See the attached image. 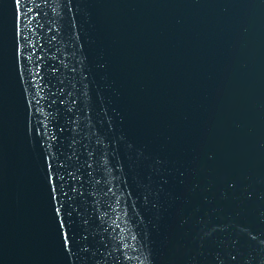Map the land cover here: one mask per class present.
<instances>
[{"label": "water", "instance_id": "water-1", "mask_svg": "<svg viewBox=\"0 0 264 264\" xmlns=\"http://www.w3.org/2000/svg\"><path fill=\"white\" fill-rule=\"evenodd\" d=\"M0 264H264V0H0Z\"/></svg>", "mask_w": 264, "mask_h": 264}]
</instances>
